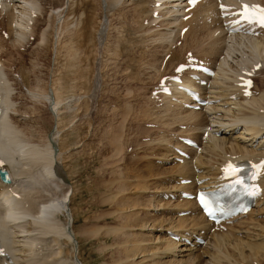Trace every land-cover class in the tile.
Here are the masks:
<instances>
[{
  "label": "bare ground",
  "instance_id": "6f19581e",
  "mask_svg": "<svg viewBox=\"0 0 264 264\" xmlns=\"http://www.w3.org/2000/svg\"><path fill=\"white\" fill-rule=\"evenodd\" d=\"M118 1L119 0H99L98 3L108 9V6L112 7ZM125 1H131L128 9L132 21L148 17L150 13L149 6L151 5L153 18L146 20L147 25L144 26V29L150 31L152 28L159 27L155 32L158 31L153 33V35H150L152 30L150 33L148 31L149 34L147 33L150 35L149 37L152 36L151 39L149 38L152 43L156 42L153 51H156L157 48H161L160 51L162 52L159 63L154 66V75L159 79L167 75L164 81L171 91L169 94L159 93L155 95L153 90L159 89L163 85H157L160 80L155 85L152 84L153 87L149 92L151 111L150 108L149 110L144 108V112L147 114V117L151 118L149 121L152 122V124L154 122L159 125L157 128L162 131V128H166V131L167 128L172 129V137H170L168 141L166 139V145L164 147L166 154L168 151L171 157L168 156V154L164 155V152V158L162 159L165 161L170 159L176 162L173 167L177 175L173 176V179H176L175 184L169 186V188L172 187L171 189L166 188L165 191L168 190L170 194L172 191H178L175 197H177L176 199L179 198L180 202H178L179 199L176 203L175 200L173 201L174 207L171 208V213L177 214L181 211L188 210L190 213V215L187 216L188 219L184 217L185 215H177V219H172L171 216H168L161 220L165 221V223L149 228L156 230V232L161 231L162 233H159L160 235L158 236H153V243L151 244L154 245L148 247L151 248L149 250L150 252H148L145 257L141 254L140 256L142 258L140 257L141 259L137 261H142V264L145 261L144 264H158L162 263L161 258L173 257V255L179 256L181 252H189L192 251L193 248L199 246L196 239L197 235L205 239L206 243L210 242V240H207L208 236L205 232L207 233L206 229L208 230L214 227L215 224L201 213L195 196L192 199L182 198L180 191H187L195 195L198 189L214 190L225 180V173H222V168L226 167L228 164L246 160L256 162L259 160L264 161V29L248 25V31H233L231 23L233 17H231V13L234 10L233 5L237 3V0H223L225 4L223 10L217 9L216 0H196L192 3H187V0H123V2ZM250 1H258L264 4V0ZM89 2L90 0L86 3L88 4ZM39 3L41 4L40 0H0V20L2 18L5 20L6 37L10 39L13 46L14 44H22L28 36V33H33V30H35L36 22L34 21L33 23L31 20L34 17L36 18V13L42 9ZM55 10L56 8L54 7L50 9L49 13H54ZM120 14L121 12L119 15ZM184 16H186V18ZM142 25L140 27H142ZM184 27H186V30L181 35L180 30ZM1 30L0 24V31ZM39 33L40 42L43 43L42 41L46 40L45 29H42L41 32L39 31ZM130 33L133 32L130 31ZM252 33L256 34L253 35ZM153 37L155 38L152 39ZM177 41L183 42L181 45L177 46ZM190 41H193L194 45H191ZM69 45L70 43H68V46ZM71 47L72 45L69 46L70 49ZM66 48L65 46V49ZM189 48L192 50L195 49L194 55L202 59L203 65L211 67L212 73L207 74L197 70L186 69L177 74L180 78L179 80L170 81V76L168 77V75H171L175 66L182 61V59L178 58L176 53L187 51ZM236 51H238V53ZM169 52L170 55H168ZM167 55L168 57L165 59L166 62H164L162 66L164 57ZM155 61L151 63L154 64ZM258 62H260V66L255 70L254 66H257ZM72 64L73 63H71V65ZM233 64H235V66H233ZM169 66H171L172 69L171 73H167ZM248 70L253 72V78L254 74H263L261 77V82H263V84L261 88L256 90L254 79L250 92L245 93L238 83L240 80L239 77L243 75L244 71ZM61 81H59V83H61ZM60 86L63 87L64 84ZM54 87L46 91L43 89L28 91L34 99L40 98L48 102L49 110L54 118L52 130L45 135L42 142L40 140L35 142L34 140L24 137L26 135H24L23 132V122L16 119L17 117H14L15 115L12 116L13 112L20 111V108L19 106L17 108L14 106L15 100L11 93L12 87L2 68V63L0 62V167L6 169L8 177L10 178L7 183L0 180V228L5 234L4 249L3 252H0V264H80L76 256L77 240L71 228L73 219L69 201L72 188L71 185H66V179L60 174L61 164L58 148L54 151V143L56 147H58L57 137L59 130L57 128L59 126L57 127V118L62 101V98H60L61 91L59 92L58 90L59 87L57 89ZM183 87L197 94L194 95L193 93H189ZM156 97H159L158 101H156ZM204 99H207L206 102L208 104L203 106L199 101ZM215 101L217 102L213 104ZM189 103H192L191 105L193 106L199 104L202 106L199 105V110H196L187 107ZM63 104L68 107V103H62L61 105ZM144 112L143 114H145ZM208 120H210V123H207ZM174 125L176 129H174ZM241 125L243 129H241ZM177 126H180L181 129ZM240 129L244 131V135L241 133L242 136L236 135ZM178 130L185 132V134H179ZM184 138L192 139L195 144L188 145V143H184L182 140ZM179 151L186 154V156ZM34 169L36 170L34 171ZM182 179H190V182L186 184L181 183ZM257 182L259 184L258 192L253 199L255 204L262 198L264 199V163L261 166V173L258 176ZM117 188H114L116 192L118 190ZM124 188L125 186L123 189ZM123 189L121 190L123 191ZM164 193L168 195L166 192ZM114 194L116 195V193H113V196ZM157 202L155 200V203ZM155 203L153 204L154 206H159ZM169 203V201H165L162 205H166L167 207ZM126 204L130 203L127 202L124 203V205L122 203L123 207ZM170 204L172 205V203ZM170 204L169 206L171 207ZM151 209H156V207H152ZM251 209L252 208L244 214H237L233 216L234 218L224 220L216 224L213 228L212 247L209 255L211 264H252L251 261L253 262L254 259L256 260L255 263L260 261L258 257L253 258L252 256L259 250H262L264 253V244L260 242L253 243L251 240L250 242L246 240L247 252L244 251L246 247L242 243L243 241L241 242L243 245L239 244V242L233 243V246L238 250L237 253H227L225 250L221 251L225 257L232 256L231 261L228 263H223L224 261L222 262L220 259L223 256L218 254L220 245L223 242H228V245L231 241V235L227 234L225 230H221V227L226 222L249 215ZM124 212L123 214H126ZM126 217H124V219ZM127 219L125 221H127ZM139 221L141 222V219ZM190 223V228L195 229L197 226L198 232L203 230L202 233H196V231L194 232L192 229H181L185 228V226L187 228V225ZM199 223L202 225H198ZM237 224L238 223L235 225ZM229 227L228 225V228ZM232 228L234 229V227ZM107 229L105 230L106 234H108V230H111ZM229 229L232 230L231 228ZM113 231L112 227V232ZM126 235H128L127 232ZM172 235L177 236V239L172 238ZM121 237L123 238V236ZM134 240H136V238ZM123 241L126 240L123 239ZM139 241L137 242L136 240L137 243L141 242ZM129 242L128 244L130 246L132 241L130 240ZM67 243L70 246L68 247L71 249L69 251L71 254L70 256H68L69 254L63 256L62 245ZM120 243L125 245V242ZM137 243L132 244V246L134 245V248H136L135 251L131 248L132 246L129 247L132 249V256H135V254L139 255L145 250V246L140 244H138V247L140 245L141 248H137ZM66 246L67 245H65V247ZM122 247L124 246L122 245ZM121 250L124 251L125 248ZM66 252H68V249ZM190 254L191 252L189 255ZM186 255L187 253L185 256ZM121 256L123 258L122 254ZM121 256L117 255L119 259ZM127 256L130 255L128 254ZM127 256L124 257L126 258ZM127 259L129 258L125 260ZM172 259L173 258L167 259L169 264L179 263L175 262V260H173V262ZM188 259L192 261L193 257ZM228 259L230 260V258ZM129 260L133 261L132 258ZM129 260L126 262H130ZM135 261L133 262L134 264H136ZM117 263H120V261Z\"/></svg>",
  "mask_w": 264,
  "mask_h": 264
},
{
  "label": "rangeland",
  "instance_id": "374dc122",
  "mask_svg": "<svg viewBox=\"0 0 264 264\" xmlns=\"http://www.w3.org/2000/svg\"><path fill=\"white\" fill-rule=\"evenodd\" d=\"M40 1L39 5L42 9L36 13V18L31 20L33 23L36 22L35 30L33 33L29 32L20 45H12L13 43L6 37L5 20L3 18L0 20L2 29L0 31V62L12 87L14 106L20 108V111H14L12 116L15 115L16 119L23 122V132L26 135L24 137L35 142L37 140L42 142L45 135L52 130L54 118L49 110L48 102L40 98L34 99L28 91L37 89L46 91L54 86L56 89L59 87L61 104L68 103V107L64 104V110L63 105L60 104L59 107L57 148L60 152L59 160L64 170L66 185H71L72 188L69 207L73 219L71 228L77 240L76 256L80 264H114L115 261H120L115 264H126V261L131 258L133 261L129 260L127 264H134L135 260L142 258L141 254L145 257L150 252L151 248L148 247L154 245L151 244L153 236L162 233L149 228L165 223L161 220L168 216L177 219L181 215H185L184 217L190 215L189 210L177 214L171 213L170 210L174 207L173 201L175 200L176 203L179 199L175 197L178 191H172L171 194L168 190L165 191L166 188L175 184L176 179L174 180L173 176L177 175L173 167L176 162L162 159L169 153L167 151L166 154L164 147L166 139L168 141L172 137V129L167 128L166 131V128H162V131L157 128L159 125L154 122L152 124L149 121L151 118L147 117L144 112V108L148 110L150 108L151 111L149 92L160 80L154 75V66L159 63V58L162 56L161 48L153 51L156 42L152 43L150 40L152 36L149 37L156 33L158 30L156 32L155 30L159 27L152 28V32L144 29L147 25L146 20L153 18L151 5L148 17L132 21L128 9L131 1L119 0L112 7L108 6V9L101 6L98 3L99 0H90L88 4L86 3L88 0ZM54 7L56 8L54 13H49ZM118 12L121 14L119 15ZM42 29L46 32V40L42 41L43 43L39 39V31L41 32ZM148 31L151 32L150 35ZM182 42L177 41V46ZM68 43L74 50L69 48ZM190 44L194 45V42L190 41ZM194 51L195 49L189 48L187 51L176 54L184 61L187 55H194ZM168 55L164 57L162 66ZM153 61H155L154 64L151 63ZM171 72L172 69L169 66L167 73ZM259 74L261 73L254 74L256 90L263 84L261 82L263 74ZM58 80L64 83L62 81L59 83ZM58 84L62 86L64 84V86L61 87ZM153 93L158 94L154 90ZM156 99L158 101L159 97ZM207 123H210V120ZM173 127L176 129L175 125ZM177 127L181 129L180 126ZM241 129H243L242 125ZM241 129L236 135L242 136L241 133L244 135ZM179 131V134H185ZM168 156L171 157L169 154ZM185 180L186 182H183L185 184L190 182V179ZM114 188L120 192L117 190V193ZM113 193L116 195L113 196ZM155 200L158 202L155 203ZM126 201L131 205L126 204L123 207ZM165 201L172 203V205L169 203L171 207L169 204L167 207L162 205ZM154 203L159 206H154ZM152 207L156 209L152 210ZM251 208V211L253 210L251 215L250 211L249 215L233 219L221 227V230L231 235L232 241L229 242V246L228 242H223L221 245L224 249L220 245L218 254L223 256L220 258L222 262L224 261L223 263L231 261L232 256L225 257L221 251L237 253V248L233 246L235 242L243 243L246 247H244L245 252H247L245 244L247 241L264 244V199L262 198L256 204L253 203ZM122 211L129 216L123 214ZM123 216L126 218L124 219ZM236 223L238 224L235 225ZM190 225L191 223L187 225V228L185 226L181 229H192L196 233H202L203 230L198 232L196 225L195 229L190 228ZM228 225L232 230L228 228ZM112 227L113 232L116 233L112 232ZM214 227L206 229L207 233L204 231L208 236L207 240H210L209 244L205 242V239L198 241L197 250L193 248V252L184 251L179 256L161 258L162 263L158 264H169L167 259L170 258H173L172 261L179 262L178 264H211L209 255ZM106 229L109 235L105 233ZM135 238L137 242L139 240L141 242L137 243ZM123 239L127 241V247ZM128 240L132 241L130 246ZM120 242H125V245ZM134 243H137V248H141L140 245L145 246L143 252L139 255L135 254L136 257L132 256L131 248L133 251L136 249L134 245L132 246ZM138 244H140L139 247ZM65 245H62V255L69 254L70 256V246L68 243ZM122 248H125V253L121 250ZM67 249L68 252H66ZM184 253L187 255L185 256ZM262 253L263 251L259 250L256 256H252L253 258L258 257L261 262L255 263L254 259L251 263L264 264V253ZM117 255L121 256L120 259ZM124 256L129 259L125 260ZM191 257L193 260L189 261L188 258ZM136 261L137 264L138 261ZM141 262L139 261L138 264H142Z\"/></svg>",
  "mask_w": 264,
  "mask_h": 264
},
{
  "label": "water",
  "instance_id": "95a60500",
  "mask_svg": "<svg viewBox=\"0 0 264 264\" xmlns=\"http://www.w3.org/2000/svg\"><path fill=\"white\" fill-rule=\"evenodd\" d=\"M60 174H61L62 176H64V173H63L62 170L60 171ZM0 178H1L3 181H6V182L9 180L8 177H7L6 170H4L3 168H0Z\"/></svg>",
  "mask_w": 264,
  "mask_h": 264
},
{
  "label": "snow or ice",
  "instance_id": "6c2138e0",
  "mask_svg": "<svg viewBox=\"0 0 264 264\" xmlns=\"http://www.w3.org/2000/svg\"><path fill=\"white\" fill-rule=\"evenodd\" d=\"M190 2H191V0H190ZM229 167H231V166H229ZM252 194H254V191ZM202 203H203V201H202ZM205 210L207 211V207H205ZM209 215H211V213H209Z\"/></svg>",
  "mask_w": 264,
  "mask_h": 264
}]
</instances>
